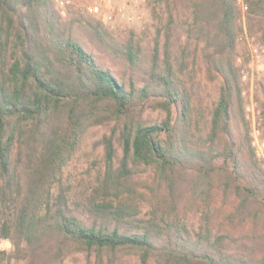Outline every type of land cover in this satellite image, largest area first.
<instances>
[{
    "label": "trees",
    "instance_id": "1",
    "mask_svg": "<svg viewBox=\"0 0 264 264\" xmlns=\"http://www.w3.org/2000/svg\"><path fill=\"white\" fill-rule=\"evenodd\" d=\"M245 2L248 23L239 0H151L157 23L146 48L94 14L63 19L53 0H0V239L13 240L27 264H41L46 245L52 261L127 251L141 264H264V165L237 51L247 28L264 44V0ZM199 51L208 76L222 77L211 106L197 90ZM148 106L164 116L146 119ZM109 123L99 140L105 169L88 194L71 195L64 167L91 127ZM150 167L144 183L139 170ZM221 185L235 191L232 208L213 204ZM192 211L203 213L197 227Z\"/></svg>",
    "mask_w": 264,
    "mask_h": 264
},
{
    "label": "rangeland",
    "instance_id": "2",
    "mask_svg": "<svg viewBox=\"0 0 264 264\" xmlns=\"http://www.w3.org/2000/svg\"><path fill=\"white\" fill-rule=\"evenodd\" d=\"M100 0H53L56 9L63 19L68 18L71 11H81L90 13L87 10V5L95 3ZM244 1L245 0H241ZM246 3V2H245ZM239 8L242 11L243 20L248 23L249 8L245 9L239 1ZM93 14V13H91ZM95 17L100 19L106 27L115 35L124 38L134 32L143 42L146 48L153 46V39L155 36L156 19L153 16L151 0H105L103 4V11L100 14H94ZM261 32L255 28L253 32L246 29L238 41V63L241 65V72L243 74V82L245 84V99L246 109L254 103L258 105L257 97L263 98V92L259 83H264V44L260 38ZM91 49V46H89ZM93 51V50H92ZM93 53L100 57L107 66L113 70L120 68L118 60L111 59L108 55H101L97 51ZM199 56V88H197L199 95L203 99L204 105L211 106L212 102L218 98L219 89L222 84V77L211 79L208 76L206 65L202 59L200 51ZM248 112V109L246 110ZM164 114L160 110H155L147 107L144 111L146 119H161ZM249 117L252 122V137L254 142L264 141V134L260 129L258 132L255 127V121L251 112ZM113 123L93 126L89 129L81 142L79 148L64 167L63 182L72 187L71 195L82 196L88 194L99 175L105 169L104 149L99 144L100 138L105 133H109ZM253 142V144H254ZM256 147V145L254 144ZM117 163L118 158L123 155V149L119 142H117ZM257 154V153H256ZM263 161L264 156L257 154ZM155 169L150 167L148 169L141 168L137 178L142 182H152ZM142 191H147L145 185L142 186ZM213 204L216 207L223 209L232 208L237 202L238 198L234 190L225 191L223 185L214 188ZM142 216H146L148 204L143 202ZM81 207L78 208V210ZM81 219L86 222H91L90 216L82 209L76 211ZM203 213L191 212L190 222L194 223L195 227L198 226L200 218ZM220 218L217 219V223ZM193 225V226H194ZM25 244L21 246L24 248ZM54 249L50 246H45L39 251V263L47 262L48 264H141V261L136 254H130L127 251H118L117 255L111 261L109 254H105L101 262L97 258L95 252L87 253L86 251H74L63 257L62 260H51V255ZM17 250V245L9 238L0 239V264H27L28 259L25 254ZM51 260V261H50ZM151 264H155L152 261Z\"/></svg>",
    "mask_w": 264,
    "mask_h": 264
},
{
    "label": "built area",
    "instance_id": "3",
    "mask_svg": "<svg viewBox=\"0 0 264 264\" xmlns=\"http://www.w3.org/2000/svg\"><path fill=\"white\" fill-rule=\"evenodd\" d=\"M104 1L105 0H100V1H97L95 3L87 5V10L93 14L102 13ZM239 1H240V3H242L243 8H245V9L248 8V6L246 5V3L244 1H241V0H239ZM247 109H248V112L250 111L252 116H253V119L255 121V127L257 126L256 130L258 129L257 130V132H258L259 128H258V123H257L256 119H257V115L259 114V111L257 110V107L254 103L251 104V107L248 106ZM254 144L256 145L258 155L264 156V141L258 140L256 142H254Z\"/></svg>",
    "mask_w": 264,
    "mask_h": 264
}]
</instances>
